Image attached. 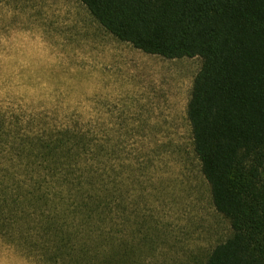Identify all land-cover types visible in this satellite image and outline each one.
Here are the masks:
<instances>
[{
	"label": "trees",
	"instance_id": "obj_1",
	"mask_svg": "<svg viewBox=\"0 0 264 264\" xmlns=\"http://www.w3.org/2000/svg\"><path fill=\"white\" fill-rule=\"evenodd\" d=\"M76 1L134 49L201 59L186 120L230 229L201 264H264V0ZM123 144L75 121L0 111V238L40 264L165 262L156 172Z\"/></svg>",
	"mask_w": 264,
	"mask_h": 264
},
{
	"label": "rangeland",
	"instance_id": "obj_2",
	"mask_svg": "<svg viewBox=\"0 0 264 264\" xmlns=\"http://www.w3.org/2000/svg\"><path fill=\"white\" fill-rule=\"evenodd\" d=\"M201 64L134 49L76 0H0V111L53 125L75 121L99 137H120L127 157L148 158L164 196L157 213L171 234V251L156 264H201L230 235L186 120ZM0 264L40 263L0 238Z\"/></svg>",
	"mask_w": 264,
	"mask_h": 264
}]
</instances>
